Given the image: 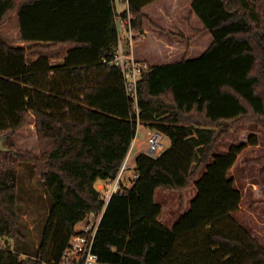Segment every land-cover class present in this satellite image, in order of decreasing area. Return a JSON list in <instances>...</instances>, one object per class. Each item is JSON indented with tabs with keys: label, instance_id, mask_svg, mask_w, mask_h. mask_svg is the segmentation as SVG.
Listing matches in <instances>:
<instances>
[{
	"label": "trees",
	"instance_id": "1",
	"mask_svg": "<svg viewBox=\"0 0 264 264\" xmlns=\"http://www.w3.org/2000/svg\"><path fill=\"white\" fill-rule=\"evenodd\" d=\"M123 1L134 29L145 35L149 25L188 44L182 57L161 47L155 63L148 46H138L149 38L135 45L137 59L150 64L138 85L139 113L110 63L127 4L118 13L115 0H0V25L16 15L22 41L32 43L11 45L0 34V264L60 262L87 213L102 209L97 182L117 175L138 123L163 131L170 144L158 156L139 152L132 187L124 183L108 202L94 248L101 262L264 264V245L233 215L243 193L230 175L259 138L217 149L231 129L255 123L264 131V0H164L160 17L144 10L157 0ZM207 32L212 41L201 48ZM60 45L72 46L60 62L27 57ZM30 118L38 153L17 143ZM19 162L34 165L52 199L40 243L25 255L9 243L26 238ZM158 188L197 190L172 227L161 220Z\"/></svg>",
	"mask_w": 264,
	"mask_h": 264
},
{
	"label": "rangeland",
	"instance_id": "2",
	"mask_svg": "<svg viewBox=\"0 0 264 264\" xmlns=\"http://www.w3.org/2000/svg\"><path fill=\"white\" fill-rule=\"evenodd\" d=\"M115 3L118 13L126 8V3H124L123 0H115ZM153 8L154 6H152L148 12L153 13ZM183 17L186 18V14L183 15ZM172 18L173 17H170L169 19L172 20ZM151 24H155V20H153ZM147 26L149 28V25ZM176 32L177 34L180 33L179 30H176ZM0 34L11 45H32L31 42L22 41L19 20L14 14L7 22L0 25ZM148 36L151 37V45L148 44L147 40H144L138 46H148L146 47V55L149 54L152 58H149L150 62L155 63L159 57V55L155 56V53L161 51V47L159 46L162 44L160 45L153 32ZM166 36H168L167 46L170 50L175 51V53L180 52V56L182 57V51H185V49L181 47L184 46L182 38L175 34ZM211 41L212 38L208 32L205 36L198 39L201 48L205 45L208 46L207 44ZM71 47V45H60L56 48L37 47L28 51L27 57L29 60L34 61L43 55H47L52 61L60 62L66 55L67 50ZM180 56L178 55V57ZM32 128V119L30 118V124L18 135L17 143L19 147L30 149L38 153V143L36 142ZM148 130L149 128L146 125L139 124L136 135L138 145L140 142L147 139ZM251 134H256L258 136L259 144L249 145L245 148L230 171V175L235 178L237 186L243 193L240 204L241 207L238 211L234 212L233 215L241 224L250 229L264 245V131L255 123L231 129L222 136L217 144V149L224 150L233 143L247 142ZM0 139H5L4 136H1V133ZM164 142L166 148L170 144V140L166 137ZM144 149H148L147 144L144 146ZM135 166L136 164L131 166L124 174V183L127 187H132L133 185V179L136 173ZM17 169L18 211L21 218L22 231L26 238L24 240L9 239V243L13 248L19 247L20 250L24 252L22 254L25 255L34 251L40 243L42 229L48 217L49 206L52 199L47 194L44 183L39 180L36 169L32 163L19 162L17 163ZM100 184L101 181H98L97 186ZM196 192V188H190L183 192L176 190L165 191L162 188H158L155 192V200L163 205V213L161 215L162 222L168 227H172L180 213L188 209ZM81 225L82 222L80 223V226ZM6 240V237L2 238L3 242H6Z\"/></svg>",
	"mask_w": 264,
	"mask_h": 264
},
{
	"label": "built area",
	"instance_id": "3",
	"mask_svg": "<svg viewBox=\"0 0 264 264\" xmlns=\"http://www.w3.org/2000/svg\"><path fill=\"white\" fill-rule=\"evenodd\" d=\"M126 18L119 17L117 25L119 30V45L115 57L110 63L118 65L124 77V86L128 96L133 102V107L139 113L138 85L143 74L150 69L147 61L139 60L135 54V45L144 39L145 35L133 27V15L129 11ZM140 123H138L139 125ZM165 135L159 129H150L146 139L148 149L146 151L152 156H158L165 149ZM140 151V152H141ZM131 149L122 162V165L113 179L102 180L98 188L102 191L104 205L99 211L87 213L82 225L69 240L62 258L58 264H103L99 254L95 251V242L100 223L106 206L111 197L116 193L123 192L124 174L127 169L135 164L136 155H131ZM136 174L134 175V178ZM0 247L2 243L0 242Z\"/></svg>",
	"mask_w": 264,
	"mask_h": 264
},
{
	"label": "crops",
	"instance_id": "4",
	"mask_svg": "<svg viewBox=\"0 0 264 264\" xmlns=\"http://www.w3.org/2000/svg\"><path fill=\"white\" fill-rule=\"evenodd\" d=\"M163 3H164V0H157L156 2H154L153 4H150L148 6H146L144 8V10L147 12L148 16H151V17H160L162 15V13H165L166 10L165 8L163 7ZM152 6H154L153 8V13H148V10L150 8H152ZM124 9L121 10V12L123 11ZM196 19V17L194 16L193 19ZM154 19V18H153ZM152 30V31H151ZM145 38H149V40H151V37H149L148 35L153 32L158 40V42L160 43L161 46L159 47H163L164 46H167L168 44V36L165 35H162V33H160L158 30H155L154 28H148L146 25H145ZM192 32V28L191 27H188L187 29V33H191ZM148 36V37H147ZM151 45V41L149 43ZM183 49H186L188 47V44H186V42H184V46H181ZM69 50V49H68ZM67 50V52H68ZM136 50V48H135ZM138 50V48H137ZM141 124V123H140ZM142 125V124H141ZM139 126V125H138ZM150 130V128H149ZM148 130V131H149ZM146 145V139L143 140L142 142H140V144L138 145L137 143V138L135 137L132 141V144H131V155L134 157L136 154H138L141 150L144 149V146ZM80 227V226H79Z\"/></svg>",
	"mask_w": 264,
	"mask_h": 264
},
{
	"label": "water",
	"instance_id": "5",
	"mask_svg": "<svg viewBox=\"0 0 264 264\" xmlns=\"http://www.w3.org/2000/svg\"><path fill=\"white\" fill-rule=\"evenodd\" d=\"M4 141H5V139H0V148H2V149H5V147H4Z\"/></svg>",
	"mask_w": 264,
	"mask_h": 264
}]
</instances>
